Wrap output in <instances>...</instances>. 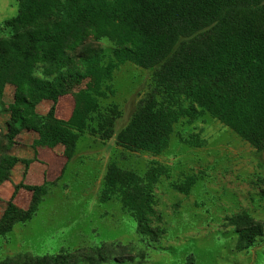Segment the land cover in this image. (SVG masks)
<instances>
[{"label":"trees","instance_id":"16d2710c","mask_svg":"<svg viewBox=\"0 0 264 264\" xmlns=\"http://www.w3.org/2000/svg\"><path fill=\"white\" fill-rule=\"evenodd\" d=\"M17 12L0 27V186L17 163L10 154L23 133L36 139L31 148L63 147L59 177L39 186L14 187L30 194L26 209L7 202L0 216V238L36 215L88 135L133 153L161 155L174 126L209 116L235 133L259 155L264 153V0H16ZM106 43L109 49L97 45ZM151 73V92L138 104L127 124L115 133L122 112L103 106L114 95L115 72L124 64ZM89 78L87 88L67 93L65 83ZM7 86L12 100L5 103ZM69 94L70 117L56 116L58 100ZM52 103L45 115L36 107ZM165 167L152 163L143 174L110 162L102 179L99 202H119L136 224L141 239L156 241L163 231L154 225V190ZM260 200L264 202V177ZM189 177L173 184L188 195ZM14 196V195H13ZM236 235L238 253L260 249L264 264V222L248 213L227 219ZM90 264L93 258L87 257ZM104 259H101L103 262ZM0 264H75L71 256L33 257L18 254Z\"/></svg>","mask_w":264,"mask_h":264},{"label":"rangeland","instance_id":"374dc122","mask_svg":"<svg viewBox=\"0 0 264 264\" xmlns=\"http://www.w3.org/2000/svg\"><path fill=\"white\" fill-rule=\"evenodd\" d=\"M16 6V0H0V27L16 15ZM75 83L81 87L91 80ZM151 84V73L131 63L115 72L114 95L102 103L116 104L122 112L115 133L151 92ZM110 162L141 175L152 163L167 169L168 178L161 177L154 190L159 218L154 225L163 231L156 241L138 236L135 222L119 202H99ZM189 177L194 184L188 195L173 189ZM263 177L264 153L257 154L209 116L190 125L176 124L168 148L159 156L129 152L113 139L101 142L84 135L63 178L49 188L32 220L0 238V261L18 254L64 252L75 264H90L87 257L95 264H256L260 249L236 252V235L227 219L245 212L264 222Z\"/></svg>","mask_w":264,"mask_h":264},{"label":"crops","instance_id":"0c3cea01","mask_svg":"<svg viewBox=\"0 0 264 264\" xmlns=\"http://www.w3.org/2000/svg\"><path fill=\"white\" fill-rule=\"evenodd\" d=\"M78 81L65 83L67 93L76 92L87 88L86 83L83 86H78ZM76 84V85H75ZM13 88L7 86L4 92L5 103H10L12 100ZM52 103L50 101H42L37 107L36 112L39 115H45L50 109ZM73 107V101L69 94L61 97L56 104V116L61 120H67L70 117ZM36 134L32 132L23 133L17 144L13 146L10 154L19 160L29 161L30 164L25 166L22 163H17L11 171V177L8 182L0 186V199L3 205L0 210L2 215L7 202L13 197V202L22 209H26L29 203L30 194L24 190H18L14 193V187L19 184L28 186H39L41 183L53 182L56 180L65 165V159L62 157L63 147L57 146L53 150L47 148L39 149L36 153L31 148L32 142L36 139ZM5 193V197L2 195ZM15 194V195H14ZM14 195V196H13ZM22 196L23 198H20Z\"/></svg>","mask_w":264,"mask_h":264}]
</instances>
